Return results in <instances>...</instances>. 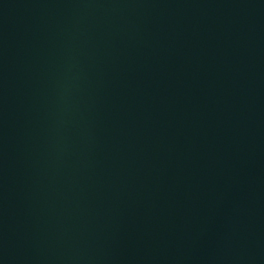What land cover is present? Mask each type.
I'll use <instances>...</instances> for the list:
<instances>
[{
    "label": "water",
    "instance_id": "95a60500",
    "mask_svg": "<svg viewBox=\"0 0 264 264\" xmlns=\"http://www.w3.org/2000/svg\"><path fill=\"white\" fill-rule=\"evenodd\" d=\"M0 264H264V0H0Z\"/></svg>",
    "mask_w": 264,
    "mask_h": 264
}]
</instances>
